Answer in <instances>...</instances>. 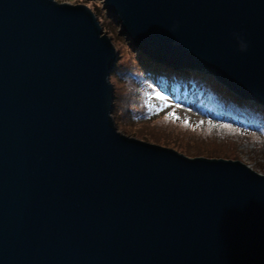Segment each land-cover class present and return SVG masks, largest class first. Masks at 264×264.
I'll return each instance as SVG.
<instances>
[{"label": "water", "instance_id": "95a60500", "mask_svg": "<svg viewBox=\"0 0 264 264\" xmlns=\"http://www.w3.org/2000/svg\"><path fill=\"white\" fill-rule=\"evenodd\" d=\"M94 1L147 60L264 108V0ZM116 59L89 7L0 0V264H264V175L120 132Z\"/></svg>", "mask_w": 264, "mask_h": 264}, {"label": "rangeland", "instance_id": "374dc122", "mask_svg": "<svg viewBox=\"0 0 264 264\" xmlns=\"http://www.w3.org/2000/svg\"><path fill=\"white\" fill-rule=\"evenodd\" d=\"M59 2L89 7L116 49L110 83L112 117L120 132L189 158L240 161L264 175V108L225 91L203 72L174 70L147 60L120 35L101 1ZM138 56L141 59L136 61ZM156 71L161 73L160 81ZM241 128L251 132L245 134Z\"/></svg>", "mask_w": 264, "mask_h": 264}, {"label": "clouds", "instance_id": "9594fccd", "mask_svg": "<svg viewBox=\"0 0 264 264\" xmlns=\"http://www.w3.org/2000/svg\"><path fill=\"white\" fill-rule=\"evenodd\" d=\"M176 27L178 25H174L172 30L174 31ZM233 38L237 41L238 48L241 52L248 50L249 44L240 33H233Z\"/></svg>", "mask_w": 264, "mask_h": 264}, {"label": "trees", "instance_id": "16d2710c", "mask_svg": "<svg viewBox=\"0 0 264 264\" xmlns=\"http://www.w3.org/2000/svg\"><path fill=\"white\" fill-rule=\"evenodd\" d=\"M58 2L60 1V0H57ZM139 59H141V56H138L137 57V59H136V61H138ZM155 71V70H154ZM160 72L159 71H156V79L157 80H159L160 81V74H159ZM151 74H153V73H151ZM150 77H153V75H151ZM169 86V85H168ZM167 87V86H166ZM223 88V87H222ZM225 91H227L226 89H225ZM248 104V103H247ZM252 107H257V106H254V105H252V104H250ZM259 107V106H258ZM259 109H262V108H259ZM264 110V109H263ZM241 127H244V126H241ZM120 130V129H119ZM241 130H242V132L243 133H245V134H249L251 131V128L250 129H248V128H241ZM253 130V129H252ZM124 134V133H123ZM131 137V136H130Z\"/></svg>", "mask_w": 264, "mask_h": 264}, {"label": "snow or ice", "instance_id": "6c2138e0", "mask_svg": "<svg viewBox=\"0 0 264 264\" xmlns=\"http://www.w3.org/2000/svg\"><path fill=\"white\" fill-rule=\"evenodd\" d=\"M170 115H173V114H170Z\"/></svg>", "mask_w": 264, "mask_h": 264}]
</instances>
